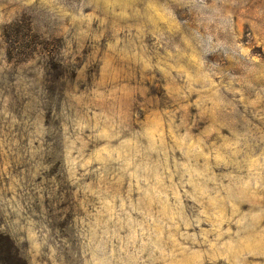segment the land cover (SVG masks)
Masks as SVG:
<instances>
[{
  "label": "rangeland",
  "instance_id": "1",
  "mask_svg": "<svg viewBox=\"0 0 264 264\" xmlns=\"http://www.w3.org/2000/svg\"><path fill=\"white\" fill-rule=\"evenodd\" d=\"M0 264H264V0H0Z\"/></svg>",
  "mask_w": 264,
  "mask_h": 264
}]
</instances>
